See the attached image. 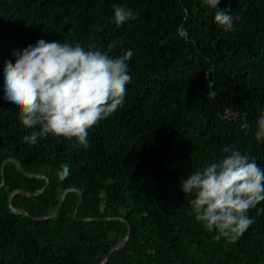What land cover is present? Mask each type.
Returning <instances> with one entry per match:
<instances>
[{
  "label": "trees",
  "instance_id": "16d2710c",
  "mask_svg": "<svg viewBox=\"0 0 264 264\" xmlns=\"http://www.w3.org/2000/svg\"><path fill=\"white\" fill-rule=\"evenodd\" d=\"M114 6L136 19L117 26ZM218 8L238 18L233 31L215 23L204 0H0V264H101L127 225L128 240L104 264H264V201L229 243L188 214L194 197L180 189L228 155L226 146L264 169V141L255 139L264 0ZM39 40L103 52L117 41L109 55L133 53L124 104L89 130L88 149L52 135L23 142L31 129L4 99L5 68ZM63 164L70 176L60 181Z\"/></svg>",
  "mask_w": 264,
  "mask_h": 264
},
{
  "label": "clouds",
  "instance_id": "9594fccd",
  "mask_svg": "<svg viewBox=\"0 0 264 264\" xmlns=\"http://www.w3.org/2000/svg\"><path fill=\"white\" fill-rule=\"evenodd\" d=\"M204 3L215 10L217 25L225 32L233 31L238 18L231 15V8L220 10L221 0ZM114 12L117 26L136 19L123 6H114ZM117 43L113 41L103 52L94 50L92 43L86 50L79 43L39 40L14 53L15 64L9 62L5 68L4 99L18 110L25 128L31 129L24 143L36 145L52 135L75 139L84 149L90 147L89 130L123 106L131 82L128 62L133 53L109 55ZM257 124L255 139L264 141V115ZM223 152L228 155L183 178L180 189L194 197L189 215L207 231H215V240L235 243L254 222L248 215L250 209L264 201V169L235 146H226ZM56 175L64 181L70 167L61 165Z\"/></svg>",
  "mask_w": 264,
  "mask_h": 264
},
{
  "label": "water",
  "instance_id": "95a60500",
  "mask_svg": "<svg viewBox=\"0 0 264 264\" xmlns=\"http://www.w3.org/2000/svg\"><path fill=\"white\" fill-rule=\"evenodd\" d=\"M17 164L19 165V167H20V169L22 170V168H21V166H20V164L17 162ZM23 171V170H22ZM28 176H32V175H29V174H27ZM37 177H43V176H40V175H36ZM4 183V178L2 179V184ZM1 184V185H2ZM67 191V190H66ZM66 191L62 194V197H61V200H60V202H59V205H58V207H57V209L55 210V212L51 215V216H54L55 214H57L58 213V211L60 210V208H61V206H62V203H63V200H64V197H65V193H66ZM76 191H78V190H76ZM19 193H22V194H24V195H27V196H33V194L32 195H28V194H26V193H23L22 191H18ZM79 192V191H78ZM79 197H80V199H79V202L77 203V206H76V209H75V211H74V213H73V218L74 219H76V212H77V210H78V207L80 206V204H81V193L79 192ZM9 203H10V200H9ZM10 209H11V211H13V212H16V213H21V214H25V215H27V213L25 212V211H15L14 210V208L12 207V205H11V203H10ZM50 217V216H49ZM47 218V217H46ZM43 219V218H42ZM84 220H87V219H84ZM127 227H128V231H127V235H126V237L120 242V243H118L116 246H114L112 249H111V251L106 255V257L104 258V260L102 261V263L101 264H104L105 262H106V260L108 259V257L110 256V254H111V252L113 251V250H116V249H119V248H121L125 243H126V241L128 240V237H129V234H130V229H129V226L127 225Z\"/></svg>",
  "mask_w": 264,
  "mask_h": 264
},
{
  "label": "bare ground",
  "instance_id": "6f19581e",
  "mask_svg": "<svg viewBox=\"0 0 264 264\" xmlns=\"http://www.w3.org/2000/svg\"><path fill=\"white\" fill-rule=\"evenodd\" d=\"M144 73V72H143ZM212 79V78H211ZM207 90V89H206ZM198 133V132H197Z\"/></svg>",
  "mask_w": 264,
  "mask_h": 264
}]
</instances>
